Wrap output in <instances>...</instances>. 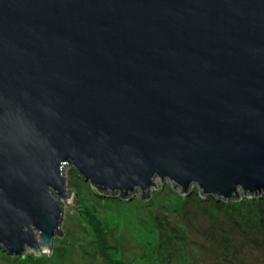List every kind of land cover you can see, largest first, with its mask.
Listing matches in <instances>:
<instances>
[{"label":"water","instance_id":"1","mask_svg":"<svg viewBox=\"0 0 264 264\" xmlns=\"http://www.w3.org/2000/svg\"><path fill=\"white\" fill-rule=\"evenodd\" d=\"M66 165L264 192V0H0V249L51 248Z\"/></svg>","mask_w":264,"mask_h":264},{"label":"rangeland","instance_id":"2","mask_svg":"<svg viewBox=\"0 0 264 264\" xmlns=\"http://www.w3.org/2000/svg\"><path fill=\"white\" fill-rule=\"evenodd\" d=\"M63 176L71 204L63 202L60 230L42 250L49 255L23 264H102L100 255L111 264H264V193L238 188L224 201L157 178L146 197L139 189L128 195L134 200L103 191L97 197L70 165ZM34 252L26 249L14 261L0 250V264H22L17 260Z\"/></svg>","mask_w":264,"mask_h":264},{"label":"trees","instance_id":"3","mask_svg":"<svg viewBox=\"0 0 264 264\" xmlns=\"http://www.w3.org/2000/svg\"><path fill=\"white\" fill-rule=\"evenodd\" d=\"M82 180V179H81ZM82 182L84 183V181L82 180ZM86 184V183H85ZM89 184V183H88ZM87 184V185H88ZM83 185V184H82ZM85 186V185H84ZM94 194H95V196H97V191H96V193H95V191H94ZM113 195V194H112ZM111 196V195H110ZM115 196V198H121V199H123L124 198V196L123 197H120L119 195H114ZM98 197V196H97ZM127 198H129V197H127ZM135 198V197H134ZM134 198H132L133 200H134ZM107 199V198H106ZM110 199V198H109ZM121 201V200H120ZM261 214H263V212L261 211V213H260V215ZM263 219V218H262ZM177 223H179V222H177ZM164 229L165 228H163L162 230H163V232H165L164 231ZM170 232H171V230L169 229V231L168 232H166L167 234H170ZM157 236V235H156ZM158 238H159V240H158V246H160V243H163V242H161V235L160 236H158ZM161 247L162 246H160L159 247V252L161 251ZM61 248V247H60ZM163 248H164V250H165V247L163 246ZM1 250V252L3 253V254H5L7 257H9L11 260L14 258V261H16L15 259H18L17 257H22V255L21 256H16V255H12L13 256V258H12V256L11 255H9V254H7L5 251H3L2 249H0ZM97 253H100V252H98L97 251ZM46 255H48V254H46ZM46 255H43V256H40L41 258L42 257H46ZM103 255V254H102ZM165 257V256H164ZM100 258L102 259V264H111V261H110V258L111 257H108L107 255L106 256H101L100 255ZM32 259V257L31 256H24L22 259H21V261L20 260H17V261H19V263H24V261H30ZM116 260H118V259H116ZM118 261H120V260H118ZM121 262V264L123 263L122 261H120ZM64 263V260L62 259V264Z\"/></svg>","mask_w":264,"mask_h":264},{"label":"bare ground","instance_id":"4","mask_svg":"<svg viewBox=\"0 0 264 264\" xmlns=\"http://www.w3.org/2000/svg\"><path fill=\"white\" fill-rule=\"evenodd\" d=\"M89 185H90V183H89ZM95 191V193H96V191H98L97 189L96 190H94ZM101 191V190H100ZM99 192V191H98ZM102 192V191H101ZM102 193H104V192H102ZM262 193H264V192H262ZM107 194H108V196H109V194H113V195H118V193L117 192H109V191H107ZM256 195V194H255ZM204 196H207V195H204ZM104 199H106V198H104ZM124 199H127V197H124ZM100 200H101V198H100ZM222 200H224V201H226L225 199H222ZM38 234H39V232L37 231V230H35ZM37 240H38V242L40 243V244H42V242H41V239L40 238H37ZM27 250L29 249L28 247L26 248ZM48 249V246L47 245H45V247H44V249L43 250H47ZM24 253V252H23ZM36 253V254H35ZM44 253H43V251L42 250H40V251H35L33 254H31V257H40V256H42ZM49 255V254H48Z\"/></svg>","mask_w":264,"mask_h":264}]
</instances>
